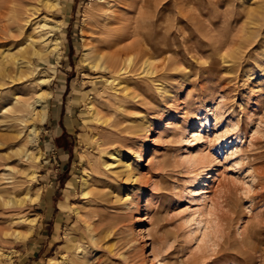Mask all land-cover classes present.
<instances>
[{"label":"rangeland","instance_id":"rangeland-1","mask_svg":"<svg viewBox=\"0 0 264 264\" xmlns=\"http://www.w3.org/2000/svg\"><path fill=\"white\" fill-rule=\"evenodd\" d=\"M142 1L118 8L111 34L128 36L109 45L99 0L38 5L28 23V0H0V61L11 55L24 74L0 76L10 94L0 141L24 143L0 182H25L22 214L34 219L30 232L14 226L0 264H264V0ZM43 19L54 27L44 42ZM129 44L125 73L106 84L100 67ZM35 96L46 103L42 124L27 105ZM113 150L131 155L137 180L103 170ZM24 151L39 156L36 169L24 162L33 183L19 173Z\"/></svg>","mask_w":264,"mask_h":264},{"label":"bare ground","instance_id":"bare-ground-1","mask_svg":"<svg viewBox=\"0 0 264 264\" xmlns=\"http://www.w3.org/2000/svg\"><path fill=\"white\" fill-rule=\"evenodd\" d=\"M133 1H135V0H133ZM126 2H127V0H99V3L97 4V10H98V12H101V14L103 16V20H104V22H102L101 26L99 27L100 28L99 30H100V32H104V30H105V32L108 33L107 34L108 35V40H105V41H107V44H109V45H111V44L115 45L118 42H120L121 40H124V38L128 36V34L126 36L123 35V34H121V33L120 34H117L118 32H115V33L111 34L114 31H112L111 27H109V25H110V23H109L110 19H113L114 21L117 20L118 8L119 9L120 8L121 9L124 8ZM142 2H143L142 5H148V3L150 2V0H143ZM120 4H123V5H120ZM38 5L45 6L46 8H49V9H55V8H57L60 5V2H59V0H53V1H50V0H28V4L26 6H29V8H26L25 9V12H26L25 15L27 13L29 14V12H31V10H33V13L31 12V15H33L34 14V11L37 9ZM28 14L26 16L27 17L26 20L24 21L25 23L30 22V16ZM98 15L101 16L100 14H97V16ZM259 16L262 17L261 15H259ZM98 17H96V18L99 19ZM96 18H95V20H96ZM249 19H251V18H249ZM95 20H94V22H95ZM100 21L101 20H99L98 22H100ZM260 21H262V19ZM48 22L46 20H44V19L41 20V21H39V22H37V25L40 28V30H47V31H45V33H43L42 35H40V39L39 40L42 41V42H44L47 38H49V36H53L52 29L54 27H51L53 25L49 26L48 25L49 24ZM98 22H95V23H98ZM252 22H254V21H252ZM251 24L253 25V23H251ZM261 24H262V22H261ZM252 27H254V25ZM255 27H257V23H256V26ZM138 29H139V27H138ZM256 29H258V28H256ZM248 30H247V32H248ZM260 31H261V29H260ZM45 34H48V35L45 37ZM133 34H135V32ZM248 34L249 35L247 37L250 36L249 38L251 39V38L255 37L256 32L255 31L254 32L252 31L250 33V31H249ZM138 35H139V33H138ZM243 35H245V34H243ZM110 37H112V38H110ZM98 39L96 41H98ZM53 41L54 42H53V45L52 46H53V48H55V47H57L56 38L53 39ZM247 42L249 43V41H247ZM224 43L227 44L226 42H224ZM242 43H240V44H242ZM245 43H246V41H245ZM131 45H132V43H131ZM131 45L129 44V46H125L124 48L122 47V48L114 51L113 53H111V55L109 54L108 61L105 63V65H102L100 67V68H103V70H106L109 74H111V76H109V77L106 78V80H105L106 84H112V83L115 84L114 81H115L116 77L125 73L126 68L123 65H125L126 62L128 63L130 61V58H127L124 61H121V57L120 56L123 53H121V55H120V51H121V49L122 50H125V51H128V49H131V51H133L134 48L132 50V46ZM133 45H135V44H133ZM136 46H138V45H136ZM155 46H156V44H155ZM139 47H141V46H139ZM139 47L137 48L138 50L140 49ZM144 47H146V46H144ZM142 48H143V46H142ZM156 48H158V47H156ZM159 48H160V46H159ZM90 49L91 48H87L86 50L90 51ZM137 49L135 47V50H136L135 52L136 53L138 52ZM167 49H169V48H167ZM158 50L160 52V49H158ZM140 51H142V52L145 53V51H143V49H140L139 52ZM142 52H140V54H142ZM149 52H150V50H149ZM233 52H234V50H233ZM88 53L89 52L85 53V56H87ZM144 53H143V55L146 54V53L145 54ZM34 54L35 55H40V53H38V52L37 53L35 52ZM137 56H139L138 53H137ZM1 58H2V61H0V64L2 63L3 68H2V70H0V76H2L3 78H6L7 77L10 83H14V82L20 80L22 78V74L23 73L21 74L20 71H18V69L20 68L19 67V62L14 57H12L11 55H5V54H3L1 56ZM148 59H150V58H148ZM148 59L145 57V59L142 60V65H143V71L142 72H145L147 74H151V73H153L152 72L153 70L151 71V70L148 69V65L150 66V63H151V61L149 62ZM96 65L97 64H94V66H93V67H95L94 69H97ZM23 76H24V74H23ZM8 83L5 82L4 79L3 80H0V114L9 113L10 112V109L8 107L7 108L5 107V104H6L7 100L10 98V94L7 92L8 90H5L4 91L3 89H1L4 86L8 85ZM45 83H46V81L44 79L39 80V84L44 85ZM34 95H36V94H34ZM27 105L32 107V112H34L33 115L35 116L36 120L38 122H40L39 124H42L44 122V120H45V117H46V112H45L46 111L45 110L46 109V103L43 100V98L40 97V96H35L34 97V101L31 102V103L29 102ZM9 119H10V117L7 118L6 122L9 123L10 122ZM20 122H22V121H20ZM31 131H32V134L31 135L36 136L37 133H38V131H39V128L33 126V129H31ZM0 146H2L1 147L2 148V151H4L5 154H7L6 156H1L0 157V160H3L2 163L0 162V167L2 166L1 170H3V171H10L11 170V167H10V164L8 163V160H11V156L9 154L11 152H13L14 150L16 151V149H18V148H22L24 146V143H21V141L19 139L14 138V137H11L10 135H8L6 137H3V140L0 141ZM18 154H21V152L19 151ZM107 155H108V160H105V161L101 162V165L103 167V170L104 169L109 170L111 168L116 167L117 169L120 170L119 172L116 173V175L117 176H124L125 177V181H128V180L135 181V180H137V179H134V176L135 175H134V173L132 171V166L128 164L130 162V160H131V155L130 154L121 155L118 150H113V151L107 152ZM134 157L138 160L137 163H141V161L143 160V151L142 150L141 151L140 150L137 151L135 153ZM19 161L23 163V167L21 168V170H20L19 173L24 176L25 181L26 182H29V183L35 182L36 170L30 169V166L31 165H29V167H27L25 165L26 166L25 167L24 166V162H29L32 165H34V163H35V165H36L35 166V169H36L38 167L37 164L39 163V156L38 155H34L32 153H29L27 151H24L23 155L22 156L21 155L19 156ZM7 175L8 174H1V180H5L2 183H5L6 182L8 184L7 186H9V187L3 186L2 183L0 182V220L2 221V226L0 227V249L7 242V238L10 235L13 234V232H14L13 229H14V226L15 225L28 224L29 225V228L27 227V229H28L27 231L30 232L31 231V226L34 224V219H29L24 214H22V212L24 210V207H25V198L28 196V190H29V188H28V190H27V188H25V186H24V183L25 182L24 183H20L21 182L20 181V182H16V184L13 183L12 182V178L10 176L7 177ZM82 180H83L82 196H86L89 193L88 180L85 179V177ZM202 183H204V182H202ZM24 190H27V191L24 192ZM23 193H25V194L24 195H21ZM37 197H38V193H37V195L34 198L29 199V200L30 201H33ZM15 211H17L16 212V217H13V219H12L11 218L12 216H11L9 218V216L11 214L13 215ZM202 211L203 210H201V209L197 210L198 214L196 216L197 217L196 219L198 221H197V224H195V225H197V228H198V225L199 226L201 225V223L204 224V222H203L204 220L202 219V217L204 215L202 214ZM15 232L17 234V237H25L28 234V233L27 234H20L17 231H15Z\"/></svg>","mask_w":264,"mask_h":264}]
</instances>
